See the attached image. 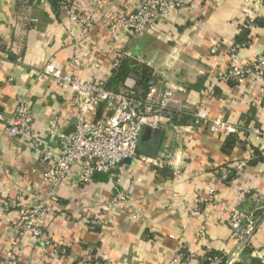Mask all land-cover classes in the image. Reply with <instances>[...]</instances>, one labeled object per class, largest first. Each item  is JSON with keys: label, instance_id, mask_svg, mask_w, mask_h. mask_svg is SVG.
Here are the masks:
<instances>
[{"label": "crops", "instance_id": "1", "mask_svg": "<svg viewBox=\"0 0 264 264\" xmlns=\"http://www.w3.org/2000/svg\"><path fill=\"white\" fill-rule=\"evenodd\" d=\"M136 0H0V113L8 115L20 100L33 114L38 148L11 135L0 122V264H76L88 256L89 247L101 248L105 264H172L186 245L197 258L187 264H208L199 257L224 254L232 264H264V81L221 82L235 43L248 41L238 58L249 61L264 51V0H192L177 18L167 17L142 35L111 33L108 15L131 9ZM79 9L96 21L86 39L67 33L66 11ZM256 19L244 27L245 18ZM214 48L215 51L211 52ZM122 66H111L118 56ZM52 63L66 74L90 80L103 79L115 91L144 79L145 90L168 86L187 105L179 120L152 127L161 136L155 160L136 155L109 173H97L86 185L71 191L62 187L58 198L49 197L51 186L43 180L49 163L38 161L39 152L58 150L57 135L45 130L49 117H58V130L73 129L77 112L71 92L39 69ZM205 111L235 131L228 136L211 132L192 114ZM107 111L98 107L99 117ZM247 160L233 185L214 178V167ZM114 184L129 202L114 204ZM215 188L222 204L193 208L202 203L208 188ZM20 205L49 201V210L36 219L49 243L66 246L65 254L25 234L18 236V213H4L3 200ZM231 208L261 217L251 245L235 249L226 218ZM15 244L14 259L6 253Z\"/></svg>", "mask_w": 264, "mask_h": 264}, {"label": "built area", "instance_id": "2", "mask_svg": "<svg viewBox=\"0 0 264 264\" xmlns=\"http://www.w3.org/2000/svg\"><path fill=\"white\" fill-rule=\"evenodd\" d=\"M192 0H136L131 9L108 15V29L111 33H131L132 36L142 35L156 27L167 17L177 18L183 15V11ZM68 19L67 33L75 38V54L71 61L79 65L78 41L86 39L94 30L96 21L90 15L79 9L70 8L66 11ZM256 19L252 16L245 18L244 27L255 25ZM248 41L235 43L231 47V57L225 65L221 82L233 81L241 84L244 81L259 83L264 81V51L254 56L249 61L238 58V51L246 47ZM215 49L212 48L211 52ZM124 56L119 53L114 60L111 70L116 72L122 64ZM48 77L59 88L69 89L71 92L70 103L74 105L77 116L74 127L69 132L58 130V117L52 115L46 122L45 130L57 135L58 150L56 153L49 151L39 152L38 161L49 163L43 180L51 186L49 197L57 199V191L67 187L76 191L89 183L97 173H113L124 160L136 156L135 149L143 125L156 127L159 123L168 122L171 119L179 121L187 108L185 103L176 98L175 91L165 86L154 92L152 87L138 86L136 83L126 85L121 91H115L107 87L103 79L93 78L86 80L75 74H66L52 63H45L39 69V78ZM0 81L3 84L10 82ZM104 105L106 113L98 115V107ZM195 122H202L208 126L211 132H219L224 136L235 131L224 121H216L210 118L205 111L196 110L193 114ZM33 114L25 100H20L15 109L8 115L0 113V122L13 136L26 138L33 147L40 145L39 139L33 131ZM254 133L264 137V132L257 129ZM246 159L233 163H227L214 167L213 173L216 181L224 185H233L242 176L247 165ZM112 202L120 205L129 202L127 196L118 185L112 189ZM222 204L219 193L215 188H208L202 203L196 205L193 210L202 213L205 207L215 208ZM4 213L15 208L18 213L16 226L18 236L28 234L35 241L50 248L49 253L65 254L66 246L61 243H49L45 238L42 226L36 222L49 210V201L39 200L37 204L20 205L9 199L3 200ZM261 217L253 213H243L238 208H231L226 218L229 237L235 241V249L243 250L251 245L255 231ZM15 244L6 253L7 260L14 259ZM198 256L185 244L171 259L172 264H187ZM202 262L208 264H232V260L224 254L212 257H199ZM76 264H105L102 258L101 248L92 244L89 247L88 256L79 259Z\"/></svg>", "mask_w": 264, "mask_h": 264}, {"label": "water", "instance_id": "3", "mask_svg": "<svg viewBox=\"0 0 264 264\" xmlns=\"http://www.w3.org/2000/svg\"><path fill=\"white\" fill-rule=\"evenodd\" d=\"M141 136H143V138L139 146L138 143L140 141H137L135 154L155 160L161 143L159 132L155 129L153 130L150 125H143L138 139H140Z\"/></svg>", "mask_w": 264, "mask_h": 264}, {"label": "trees", "instance_id": "4", "mask_svg": "<svg viewBox=\"0 0 264 264\" xmlns=\"http://www.w3.org/2000/svg\"><path fill=\"white\" fill-rule=\"evenodd\" d=\"M122 63H123V61H122ZM121 66H122V64H121ZM120 66V67H121ZM119 67V68H120ZM143 81H144V79L141 77V79L139 80V83L137 84L138 86H140V87H142L141 85H143L142 83H143ZM107 87H108V84H107ZM109 88V87H108ZM175 120V119H174Z\"/></svg>", "mask_w": 264, "mask_h": 264}, {"label": "rangeland", "instance_id": "5", "mask_svg": "<svg viewBox=\"0 0 264 264\" xmlns=\"http://www.w3.org/2000/svg\"><path fill=\"white\" fill-rule=\"evenodd\" d=\"M138 138H139V137H138ZM142 138H143V136H141L140 139H138V142L140 141V142L138 143V146H139V144L141 143V139H142Z\"/></svg>", "mask_w": 264, "mask_h": 264}]
</instances>
